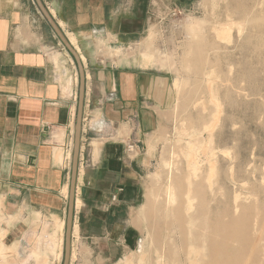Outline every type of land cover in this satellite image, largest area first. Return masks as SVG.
<instances>
[{
	"label": "rangeland",
	"instance_id": "obj_1",
	"mask_svg": "<svg viewBox=\"0 0 264 264\" xmlns=\"http://www.w3.org/2000/svg\"><path fill=\"white\" fill-rule=\"evenodd\" d=\"M132 41L118 52L108 49L92 57L168 70L179 80L161 129L145 142L138 201L127 213L115 212V221L122 220L119 225L145 240L144 249L139 250L138 243L108 258L107 240L83 238L86 225H78L88 218L85 206L90 202L82 188L90 185L81 178L70 264H118L124 256L131 257L125 263L138 264L143 253L144 264H207V256L196 259L189 252L188 242L179 246L183 233H202L228 220L239 222L244 237L219 226L216 237L230 244L225 264H235L237 257L264 264V250L255 249L264 243V229L256 230L257 219L264 221V0H150L145 31ZM196 46L200 66L190 53ZM149 50L155 56L150 62L143 57ZM79 78L78 70V93ZM100 137L110 136L103 132ZM66 195L61 217L35 211L28 227L9 236L6 226L17 216L8 217L0 199V264L64 263L69 189ZM190 199L201 206L199 215L190 208ZM48 239L55 241L54 248L48 247ZM214 248L219 252L217 245Z\"/></svg>",
	"mask_w": 264,
	"mask_h": 264
},
{
	"label": "crops",
	"instance_id": "obj_2",
	"mask_svg": "<svg viewBox=\"0 0 264 264\" xmlns=\"http://www.w3.org/2000/svg\"><path fill=\"white\" fill-rule=\"evenodd\" d=\"M43 1L86 73L78 184L82 178L90 185L84 194L90 203L78 228L86 225L83 238L93 243L107 240L111 258L139 243L134 229L115 221V212L127 213L138 201L145 142L161 129L179 80L168 70L92 57L118 52L143 34L150 0ZM34 4L0 0V199L7 216H17L6 224L7 236L28 227L35 211L61 217L70 186L64 161L74 135L78 69ZM143 57L155 58L150 50ZM103 132L110 137H100ZM131 142L134 152L127 150ZM47 245L56 243L48 239Z\"/></svg>",
	"mask_w": 264,
	"mask_h": 264
},
{
	"label": "water",
	"instance_id": "obj_3",
	"mask_svg": "<svg viewBox=\"0 0 264 264\" xmlns=\"http://www.w3.org/2000/svg\"><path fill=\"white\" fill-rule=\"evenodd\" d=\"M39 7L40 12L43 17L47 20L48 24L51 26L55 34L58 36L64 47L75 59L80 79V88L78 93V105L76 113V122L74 129V143H73V153H72V163H71V175H70V186H69V203H68V216L66 220V234H65V252H64V263L70 264L71 258V238H72V227L74 223V211L76 207V194H77V183L78 174L80 167V154H81V138H82V126H83V115L86 100V73L84 64L82 62L81 56L76 50V48L71 44L70 40L67 38L61 27L58 25L53 15L50 13L46 4L43 0H34ZM85 187L82 188L83 193L85 192Z\"/></svg>",
	"mask_w": 264,
	"mask_h": 264
},
{
	"label": "bare ground",
	"instance_id": "obj_4",
	"mask_svg": "<svg viewBox=\"0 0 264 264\" xmlns=\"http://www.w3.org/2000/svg\"><path fill=\"white\" fill-rule=\"evenodd\" d=\"M72 44V43H71ZM77 50V49H76ZM192 50H190V53H192V61L195 60V64L200 66L201 64V52H200V48L198 46H196V48L193 50V52H191ZM194 53V55H193ZM190 62H191V58H190ZM179 85V84H177ZM174 194V191H173ZM175 195V194H174ZM173 205H176V199L175 197L172 200ZM173 206V207H174ZM190 208H192L194 210V215H199L202 212V208L200 205H197L191 201L190 199ZM219 226H224L227 232H233L236 231L237 233L240 234V236L244 237L242 235V231H243V227L239 224V222H236L234 220H228L226 222V224L224 225L223 222H218L214 225H209L208 226V230L204 231V232H198V231H194V233H189L188 236L185 235L183 233V237L181 238V241L184 242L181 244H179V246L186 244V242H188V250L190 253H195L196 254V259H201L204 257H208L209 261L207 264H225V254L227 253L226 249H229L230 244H227L225 246V244L221 243L220 239L218 237H216V233L219 232L218 230L221 229V227ZM262 229H264V221L262 219H257V228L256 230H260L262 231ZM261 236V233H260ZM262 236H264V234H262ZM172 241V240H171ZM144 242L145 240H141L139 241V246L140 249L142 250L144 249ZM237 242L239 243V238L237 239ZM138 243V242H137ZM218 246L220 248L219 252L216 251V249L214 248V246ZM225 248V249H224ZM255 249L258 250L259 252L264 250V243L260 246H255ZM178 252L176 251V249L174 250V253ZM141 255V253L139 254ZM189 255V254H188ZM145 254L143 253L141 256V263L140 264H144L143 260L144 259ZM191 257V256H189ZM131 257L127 256V258L125 259V261L130 260ZM193 260H195L193 258ZM192 263V262H191ZM235 264H251L246 260L240 259V258H236L235 259Z\"/></svg>",
	"mask_w": 264,
	"mask_h": 264
},
{
	"label": "built area",
	"instance_id": "obj_5",
	"mask_svg": "<svg viewBox=\"0 0 264 264\" xmlns=\"http://www.w3.org/2000/svg\"><path fill=\"white\" fill-rule=\"evenodd\" d=\"M77 81H78V77H77ZM76 98H77V93H76ZM73 143H74V141L72 140L71 144L68 147V154H67L65 161H64V166L68 170L69 175L71 173L70 171H71V163H72ZM127 150L130 152H134L135 151V143H132V142L129 143L127 145ZM117 199L118 198H117L116 194L112 195V201L113 202H116Z\"/></svg>",
	"mask_w": 264,
	"mask_h": 264
}]
</instances>
